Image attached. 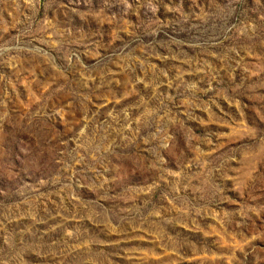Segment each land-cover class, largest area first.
Here are the masks:
<instances>
[{
    "label": "rangeland",
    "instance_id": "rangeland-1",
    "mask_svg": "<svg viewBox=\"0 0 264 264\" xmlns=\"http://www.w3.org/2000/svg\"><path fill=\"white\" fill-rule=\"evenodd\" d=\"M0 264H264V0H0Z\"/></svg>",
    "mask_w": 264,
    "mask_h": 264
}]
</instances>
